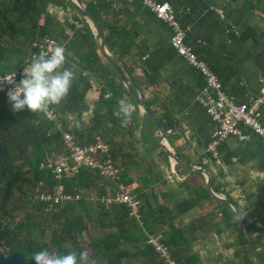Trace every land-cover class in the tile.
I'll use <instances>...</instances> for the list:
<instances>
[{"label":"crops","instance_id":"crops-1","mask_svg":"<svg viewBox=\"0 0 264 264\" xmlns=\"http://www.w3.org/2000/svg\"><path fill=\"white\" fill-rule=\"evenodd\" d=\"M104 1L109 9L101 18L117 28L127 47L120 61L105 47L106 51L122 66L167 135L162 138L138 107L131 123L122 127L120 118L113 115L116 101L123 97L134 103L123 84L117 80L126 94L105 99L109 91L101 93L104 78L99 72L86 71L74 55L70 59L78 63L79 74L68 97L53 112L78 143L98 137L108 144L111 156L119 160L118 179L140 199L141 206L148 201L155 210L158 206L166 209L153 237L164 241L171 236V227L179 230L184 264H257L245 244L246 250L241 245L233 210L210 195L207 178L198 170L209 174L215 196L238 207L245 233L264 262V144L253 135L246 142L229 137L220 145L219 164H215L207 154L214 125L199 103L205 82L176 55L169 44V28L139 0ZM159 1L170 4L187 31V43L218 76L228 97L246 103L258 95L264 75V20L228 6L225 0ZM65 2L40 0L38 24L39 36L54 39L68 50L72 26L66 22L69 5ZM26 58L18 68L21 73ZM260 120L264 126V105ZM53 132L42 114L27 109L14 113L9 100L0 94V144L10 146L20 163L38 150L43 152L41 162L62 154L59 137L42 148ZM108 184L104 194L113 189ZM90 194L94 195L90 201H95V190Z\"/></svg>","mask_w":264,"mask_h":264},{"label":"trees","instance_id":"trees-1","mask_svg":"<svg viewBox=\"0 0 264 264\" xmlns=\"http://www.w3.org/2000/svg\"><path fill=\"white\" fill-rule=\"evenodd\" d=\"M52 1L59 4L65 0ZM77 1L82 3L87 14L99 23L104 32L105 47L120 61V56L127 52V47H123L117 28L101 18L109 9L108 4L104 0ZM225 2L238 11L249 12L264 20V0ZM74 13L81 27L76 29L72 26L68 50L86 71L94 74L99 72L104 78L101 93L110 91L112 95L126 94L121 83L117 82L120 79L116 72L100 58L90 28L76 12ZM40 16V0H0V76L20 68L30 54L31 44L40 38ZM58 137L57 132L50 134L42 148L57 142ZM10 149L8 145L0 144V249L5 252L0 253V257L20 254L26 260H31L32 252L44 248L62 254L84 251L80 246L83 243V234L87 231L84 221L94 219L96 227L103 234L83 244L90 254V262L122 264V261H136L137 264H161L153 251L146 246L145 234L154 236L157 233V227L164 222L165 208L158 206L155 210L145 201L144 205L140 206V224L128 217L123 206L113 205L104 209L98 203L97 199L104 195V188L110 182L103 181L95 172L80 169L73 177L61 176L59 180H54L48 170L38 166L43 160L42 150L34 151V156L30 159L14 164V161L18 160V154ZM117 181L121 182L119 179ZM38 183L43 184V187L39 188L40 192L51 193L52 188L59 183L66 194L73 195L79 191L83 194L95 190L97 198L92 202L82 195L77 202L65 203L45 212V206L38 203L32 195ZM110 186H113L112 183ZM16 210L24 212L23 219L17 222L13 217ZM180 239L179 230L171 227V236L163 243L170 248L176 262L184 264L185 260L179 253L178 243L182 241ZM240 242L246 250L241 239Z\"/></svg>","mask_w":264,"mask_h":264},{"label":"built area","instance_id":"built-area-1","mask_svg":"<svg viewBox=\"0 0 264 264\" xmlns=\"http://www.w3.org/2000/svg\"><path fill=\"white\" fill-rule=\"evenodd\" d=\"M141 5L148 9L153 16L163 22L170 30L171 36L169 44L176 55L184 60L189 67L197 71L205 82V89L199 100L200 105L205 110L214 125L213 135L207 145V154L215 164H219L220 145L229 137H234L240 142L249 140L250 135L256 136L264 144V126L260 120V110L264 105V75L260 78V90L256 97L246 103H240L234 98L228 97L223 91L222 84L218 76L212 71L209 65L199 59L193 48L187 43L186 29L176 17L170 4L159 0H139ZM67 13L66 22L78 29L81 23L72 18L70 8H65ZM49 41L54 39L40 36L30 47V54L26 58L29 61L33 54H38L45 50ZM56 42V41H55ZM16 72V81L21 79V72L16 69L10 73L1 75H11ZM4 91L0 94L7 99V91L12 85H4ZM43 118L52 124V128L59 134L63 153L57 154L55 159L40 162L39 168L48 170L54 180H59L61 176L73 177L80 169L95 172L100 178L113 184V189L100 198L98 203L104 209L113 205H121L127 210L128 217L141 224L140 206L141 202L135 195L131 194L127 185L118 182L119 160L113 158L108 144L98 137L86 143H78L75 137L64 129L62 121L52 111L50 115H42ZM43 187L38 183L34 191V198L38 203L45 206L44 211L49 212L56 207H61L65 203L77 202L80 200L79 193L66 194L61 184L55 185L51 193L39 191ZM146 236V246L156 255L161 264H178L172 257L171 250L167 247L159 236Z\"/></svg>","mask_w":264,"mask_h":264},{"label":"clouds","instance_id":"clouds-1","mask_svg":"<svg viewBox=\"0 0 264 264\" xmlns=\"http://www.w3.org/2000/svg\"><path fill=\"white\" fill-rule=\"evenodd\" d=\"M73 56L65 46L55 41H49L45 50L33 54L17 82L16 72L0 77V91H4V85H12L7 91V97L14 113L25 109L32 114L48 116L61 105L68 97L73 83L79 74L78 63L70 59ZM109 91L105 99H110ZM137 111V105L127 98H118L113 115L121 120V126L127 127L133 114ZM34 264H95L90 262V254L87 250L77 253L52 252L48 249H40L32 253Z\"/></svg>","mask_w":264,"mask_h":264},{"label":"water","instance_id":"water-1","mask_svg":"<svg viewBox=\"0 0 264 264\" xmlns=\"http://www.w3.org/2000/svg\"><path fill=\"white\" fill-rule=\"evenodd\" d=\"M68 5L79 15V17L88 25V27L91 29V31L94 34L96 45L98 52L103 60L107 64H109L112 69L116 72L117 76L119 77L121 83L123 84L124 88L126 89L128 95L133 100V102L137 105V107L142 111V113L147 117L156 127L158 132L161 134V137L164 138L167 135V131L163 128L161 123L157 120V118L151 113V111L148 109L146 103L143 100V97L137 92L135 89L133 82L127 77V74L125 73L122 66L119 64L118 61H116L110 54L107 53L104 43V33L97 21L92 19L87 12L84 10L82 6H80L75 0H66ZM174 159L177 158L176 156H173ZM180 163L179 161H177ZM181 164V163H180ZM185 167L188 170H191L192 167L185 165ZM199 173L205 174L207 178V191L210 193V195L218 202L224 203L231 207L235 214V218L237 221V226L239 230V234L241 239L243 240L246 248L251 253L257 264H264L263 260L261 259L260 255L257 253V251L254 249L253 245L251 244L250 239L247 237L243 222L241 218V214L239 212L238 207L235 205V203L229 199L220 198L214 195V193L211 190V179L209 177V174L207 171L204 170H198ZM0 264H34L31 260H26L22 255L20 254H12L7 257H0Z\"/></svg>","mask_w":264,"mask_h":264},{"label":"rangeland","instance_id":"rangeland-1","mask_svg":"<svg viewBox=\"0 0 264 264\" xmlns=\"http://www.w3.org/2000/svg\"><path fill=\"white\" fill-rule=\"evenodd\" d=\"M17 163H20L19 160H16L14 161V164H17ZM84 197L90 199L94 197L93 194H90V191L89 192H84ZM82 194V195H83ZM33 197L35 196L34 193H32ZM23 214L24 212L22 210H16L13 214V217H14V220L17 222V221H20L23 219ZM84 225L86 226L87 228V231L86 233L83 234V237H82V244L80 245L82 248H85V246L83 244H86L88 241H90L91 239H95V238H98L102 233V231L100 229H98L96 227V224H95V221L94 219H91L89 221H84ZM0 253L1 254H5V252L3 250L0 249ZM33 253V252H32ZM32 253L30 254L32 256ZM122 264H136V261H122Z\"/></svg>","mask_w":264,"mask_h":264}]
</instances>
